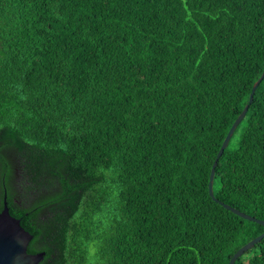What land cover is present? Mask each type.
Instances as JSON below:
<instances>
[{
	"label": "trees",
	"instance_id": "trees-1",
	"mask_svg": "<svg viewBox=\"0 0 264 264\" xmlns=\"http://www.w3.org/2000/svg\"><path fill=\"white\" fill-rule=\"evenodd\" d=\"M57 2L0 0V210L38 264H228L264 232L208 192L248 104L213 196L264 221V0Z\"/></svg>",
	"mask_w": 264,
	"mask_h": 264
},
{
	"label": "water",
	"instance_id": "water-1",
	"mask_svg": "<svg viewBox=\"0 0 264 264\" xmlns=\"http://www.w3.org/2000/svg\"><path fill=\"white\" fill-rule=\"evenodd\" d=\"M264 76V70L261 76L256 80L253 84L248 103L252 101L253 93L257 85L259 84L260 80ZM248 108V104H246L241 111V113L237 116L233 124L230 126L217 154L215 160L212 164L210 175H209V182H208V192L209 195L217 202H219L224 208L232 211L233 213L248 219L256 221L259 224L264 226V221L261 219H256L253 216L246 214L223 201L216 199L213 196V178H214V170L217 164V160L225 147L228 144L230 136L232 135L233 131L235 130L239 121L244 117ZM264 236V232L259 234L258 236L254 237L244 245H242L238 250H236L233 255L230 257L228 264H233L235 260L242 255L245 251L253 247L255 243H257L262 237ZM32 239V234L26 230L21 224L20 220L15 216L11 215L7 206V202L3 200V207L0 210V264H38L41 259L43 258L44 252H28L27 247L29 242Z\"/></svg>",
	"mask_w": 264,
	"mask_h": 264
},
{
	"label": "snow or ice",
	"instance_id": "snow-or-ice-1",
	"mask_svg": "<svg viewBox=\"0 0 264 264\" xmlns=\"http://www.w3.org/2000/svg\"><path fill=\"white\" fill-rule=\"evenodd\" d=\"M63 3V0H58L57 2V7H60ZM3 131H6V128L3 125H0V135L3 134ZM3 142L0 141V144H2Z\"/></svg>",
	"mask_w": 264,
	"mask_h": 264
},
{
	"label": "rangeland",
	"instance_id": "rangeland-1",
	"mask_svg": "<svg viewBox=\"0 0 264 264\" xmlns=\"http://www.w3.org/2000/svg\"><path fill=\"white\" fill-rule=\"evenodd\" d=\"M237 134H238V132L236 133V135H237ZM17 179L19 180V179H21V177L18 175Z\"/></svg>",
	"mask_w": 264,
	"mask_h": 264
}]
</instances>
